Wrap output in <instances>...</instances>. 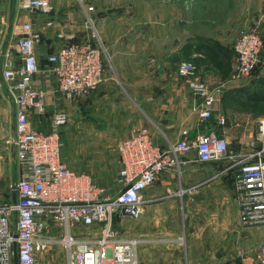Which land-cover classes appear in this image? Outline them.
<instances>
[{"label":"crops","instance_id":"crops-1","mask_svg":"<svg viewBox=\"0 0 264 264\" xmlns=\"http://www.w3.org/2000/svg\"><path fill=\"white\" fill-rule=\"evenodd\" d=\"M89 7L94 10L88 12ZM52 8L47 15L21 8L19 0H0V134L15 136L16 105L3 71L7 58L19 63L14 43L21 26L31 22L40 35L36 51L41 73L35 85L48 94L47 114L32 115L31 124L45 132L52 129L51 114L57 110L70 113L73 104L57 90L48 72L47 55L61 43L59 34L82 42L96 32L105 49L106 72L104 82L92 94L95 101L110 104L104 114L132 118L122 141L143 127L164 150L211 132L229 142V158L202 163L193 153L181 158L180 169L163 173L144 191L143 217L132 220L138 223L130 229L131 236L148 240L139 247V264H257L264 226L241 221L235 183L240 161L260 145L259 124L264 114L256 112L257 104L264 102V47L253 76L233 81L229 74L220 80L197 38L212 39L230 50L245 30H257L264 40V0H52ZM189 47L195 50L190 52ZM185 53L214 92L216 82L222 84L207 122L201 121V99L178 72ZM232 89H240L239 97L226 107V92ZM14 151V146L0 139V203L9 197Z\"/></svg>","mask_w":264,"mask_h":264},{"label":"built area","instance_id":"built-area-1","mask_svg":"<svg viewBox=\"0 0 264 264\" xmlns=\"http://www.w3.org/2000/svg\"><path fill=\"white\" fill-rule=\"evenodd\" d=\"M19 5L47 15L53 9L52 0H19ZM93 10L88 8V12ZM52 25L53 21L47 24ZM19 33L14 43L19 63L7 58L3 71L16 105V122L15 136L8 138L1 133L0 139L14 146L19 174L17 182L10 185L8 199L0 203V264H139V247L148 240L119 237L110 222L117 217L139 220L144 191L163 173L180 169L181 158L193 153L202 163L229 158L228 140L211 132L193 142L180 140L164 150L153 143L147 128H137L118 146L119 192L112 196L91 175L77 172L64 162L63 134L71 123L69 112L51 114L50 132L32 126V115L47 114L48 94L35 85L41 73L36 51L40 35L31 22L24 23ZM58 36L61 43L46 57L48 72L64 99H86L105 80L104 46L96 32L82 42H75L67 33ZM263 47L257 30L239 34L233 46V81L253 76ZM178 72L202 101L201 121H209L217 93L200 79L193 64L182 63ZM258 141V149L240 161L235 183L241 221L252 227L264 226V118L260 120ZM256 262L264 264V243L257 249Z\"/></svg>","mask_w":264,"mask_h":264},{"label":"rangeland","instance_id":"rangeland-1","mask_svg":"<svg viewBox=\"0 0 264 264\" xmlns=\"http://www.w3.org/2000/svg\"><path fill=\"white\" fill-rule=\"evenodd\" d=\"M233 53L232 63L235 60V58L233 60ZM183 59V63H190L191 59L186 57ZM232 72L233 64L231 75H233ZM217 75L220 80L225 79L222 74L218 73ZM216 83L213 89L218 93L222 84H220L221 81ZM94 94L86 99L72 102V107L69 110L71 123L68 128H64L63 159L71 169L77 172H87L96 178L110 191L112 196L116 197L119 192L117 182L118 146L122 142L123 137L121 138V136L130 128L127 125L132 121V118L128 115H114L112 112L104 114L103 112L108 109L110 104H107L105 100L95 101ZM124 122L126 125H123ZM100 130L103 132L98 133ZM11 171L12 184H15L19 169L13 159H11ZM8 194L10 195V192ZM119 221L114 218L109 225L114 227L119 237L131 236L132 231L130 229L134 228L138 222L128 219H126L127 222ZM179 223L181 225V221Z\"/></svg>","mask_w":264,"mask_h":264},{"label":"trees","instance_id":"trees-1","mask_svg":"<svg viewBox=\"0 0 264 264\" xmlns=\"http://www.w3.org/2000/svg\"><path fill=\"white\" fill-rule=\"evenodd\" d=\"M197 41H198V46H199L200 51H202V53L205 54V56L211 59L210 60L211 63H209V66L215 69V73L217 74L219 73L220 75L222 74V76H224V78L226 79L228 75L231 74L232 53L234 52V50L225 48L221 46L219 43H217L216 41L212 39L203 38L201 36L197 38ZM188 50L191 52L192 50H195V48L189 47ZM233 55H234L233 56V60H234L235 52L233 53ZM184 57L191 59L189 53H185ZM239 90L240 89H232L226 92V97L223 102L224 106L227 107L228 102L233 101V100L236 101L238 99L239 92H240ZM257 105L258 107H260V109H258L256 113L259 115L264 114V102L258 103Z\"/></svg>","mask_w":264,"mask_h":264},{"label":"water","instance_id":"water-1","mask_svg":"<svg viewBox=\"0 0 264 264\" xmlns=\"http://www.w3.org/2000/svg\"><path fill=\"white\" fill-rule=\"evenodd\" d=\"M16 199H17V193H15L14 196H13L14 203L16 202Z\"/></svg>","mask_w":264,"mask_h":264}]
</instances>
